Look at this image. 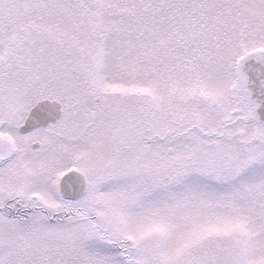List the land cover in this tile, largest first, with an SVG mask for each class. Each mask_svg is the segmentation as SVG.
<instances>
[{
	"label": "snow or ice",
	"instance_id": "6c2138e0",
	"mask_svg": "<svg viewBox=\"0 0 264 264\" xmlns=\"http://www.w3.org/2000/svg\"><path fill=\"white\" fill-rule=\"evenodd\" d=\"M0 264H264V0H0Z\"/></svg>",
	"mask_w": 264,
	"mask_h": 264
}]
</instances>
